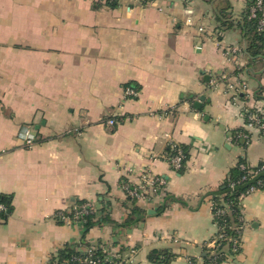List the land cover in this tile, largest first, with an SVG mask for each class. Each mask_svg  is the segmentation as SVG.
Listing matches in <instances>:
<instances>
[{
    "label": "crops",
    "instance_id": "obj_1",
    "mask_svg": "<svg viewBox=\"0 0 264 264\" xmlns=\"http://www.w3.org/2000/svg\"><path fill=\"white\" fill-rule=\"evenodd\" d=\"M250 1L0 0V194L13 199L0 264H50L66 244L117 251L125 264H161L154 250L170 252L169 264L202 262L217 235L215 193L240 158L264 161V136L245 127L242 104L264 111V57L248 53L242 30ZM223 76L249 84L240 103ZM27 125L31 148L19 137ZM242 128L247 143L232 138ZM170 143L186 149L182 171L165 157ZM142 172L166 183L123 228L133 204L120 186ZM81 201L112 223L85 234L53 219ZM242 212L241 251L221 264H264V191Z\"/></svg>",
    "mask_w": 264,
    "mask_h": 264
},
{
    "label": "trees",
    "instance_id": "obj_2",
    "mask_svg": "<svg viewBox=\"0 0 264 264\" xmlns=\"http://www.w3.org/2000/svg\"><path fill=\"white\" fill-rule=\"evenodd\" d=\"M220 18L222 21H224L221 23L224 24L226 30L233 28V24L231 22L225 21V14H221ZM256 29V22L254 20H250L247 13L245 17V24L243 25L242 30L246 33L245 37L248 41V53L253 57H264V36L262 34H259ZM245 133L246 131L243 128L237 131H233L232 138H234V140H238V143H240V141L245 140H243L239 136ZM247 142L248 140L246 141V143ZM180 148L182 149V151H185L187 158L188 155L186 149L182 146H180ZM169 151L170 153H174V151H171L170 147ZM186 161L184 162V165ZM231 183H234L233 188H231L230 186ZM250 188L264 191V161H262L259 165L252 167L248 164L247 159L242 157L239 159L236 167L229 172L224 184L215 193V198L213 199L214 223L218 227L219 233L224 237L220 242L217 243L215 249H211L208 247L204 249V256H202L203 264H221L225 261L227 255L235 254L232 251L233 241H231L230 239L237 238L242 243V240H240V236L236 231V228L240 226L241 219L243 218V199H241V196L242 194H245ZM83 202L85 201H81L76 204H81ZM136 203L137 202L135 200L132 201V213L128 216L124 223L120 225L121 227L130 228L135 223H137V221H139L141 217L146 215L145 210L139 208ZM223 203L225 204L223 205ZM0 204L6 207L5 210L0 211V222L5 223L13 212L12 196L0 194ZM225 205L228 206L226 214L217 215V210H224ZM60 221L61 220L59 219L58 222ZM104 223H112V220L105 215V217H101L96 221L94 214H92L86 217V220L83 223L82 227H84L85 234H87L89 230L97 224ZM76 247L77 246L75 244L64 245L61 249L58 250L55 256H53L50 264H79V260L80 258L84 257V253L77 250ZM213 252H216V255H213ZM105 257L106 252H102L101 250H98L95 254V259L99 260L101 264H104L103 262ZM172 258L173 255H171V253L166 250H154L149 255V260L153 263L169 264ZM115 262L116 261H114V264ZM191 262L194 263L196 262V260L192 259Z\"/></svg>",
    "mask_w": 264,
    "mask_h": 264
},
{
    "label": "built area",
    "instance_id": "obj_3",
    "mask_svg": "<svg viewBox=\"0 0 264 264\" xmlns=\"http://www.w3.org/2000/svg\"><path fill=\"white\" fill-rule=\"evenodd\" d=\"M139 2L143 4H152L156 0H138ZM248 18L250 20H254L256 22V31L259 34H262L264 36V0H251L250 5L248 8ZM200 32H203V28L199 29ZM238 53V49L231 48L228 51L225 52L226 56L229 57H235ZM223 82L225 85V92L227 95H229V98H231L232 102L240 103L242 100V96L245 95V93L250 92L249 84L241 79V77H226L223 76L219 83ZM216 84H218L216 82ZM138 91L134 88H127L125 89V96L126 97H137ZM245 101L242 102L244 104L243 109V115L245 117V127L247 129L256 131L260 133L262 136H264V111L258 107H251L247 104L246 98H244ZM116 124L115 119H108L107 125L114 126ZM19 137L23 144L27 148L33 147V145L36 142V134L32 130L31 126H23L19 132ZM242 139H245L246 141L250 139L249 135L247 133L242 134L239 136ZM169 147L171 148V151H174V153L168 152L166 154V158L168 162L171 164L172 168H174L176 171L181 170L184 166V162L186 161V154L185 151H182L179 145L175 143H170ZM131 172V171H130ZM165 180L154 177L151 173L148 172H142L140 174L139 183L133 185L129 183H122L121 190L124 191L126 197L131 200H135L136 202H142V201H152V197H156L159 195V193L162 191L163 186L165 185ZM231 188L234 187V183H231ZM257 190L255 188H250L245 194H242L241 199L245 200L246 198L250 197L253 193H255ZM225 203H223L224 205ZM6 207L4 205L0 204V211L5 210ZM228 210V206L225 205L224 210L218 209L216 214L217 215H225L226 211ZM95 212V204H93L91 201H85L81 204H74L72 205L67 211L65 212H59L55 214V219L64 225L67 226H82L83 223L86 220V217L89 215H92ZM216 226V225H215ZM217 227V226H216ZM247 228V223L244 220V216L241 219V224L239 227L236 228V231L238 232L240 236V240H242V236ZM223 235L219 233V229L217 227V235L215 238L210 241L209 245L206 247L215 249L217 246V243L220 242L223 239ZM233 241L232 245V251L237 254L241 251V241L239 239H230ZM85 244V243H83ZM77 250L84 253V257L80 258L79 264H101V262L97 259H95V254L99 250L98 248L94 246H87L80 244L76 247ZM120 255V254H119ZM213 255H216V252H213ZM117 257H114L113 253L106 252V257L104 259V264H125L121 262V259H119L118 255ZM189 264H203L201 261H196L192 263L191 261Z\"/></svg>",
    "mask_w": 264,
    "mask_h": 264
},
{
    "label": "rangeland",
    "instance_id": "obj_4",
    "mask_svg": "<svg viewBox=\"0 0 264 264\" xmlns=\"http://www.w3.org/2000/svg\"><path fill=\"white\" fill-rule=\"evenodd\" d=\"M138 1V0H137ZM139 2V1H138ZM141 3V2H140ZM142 4V3H141ZM129 200V199H128ZM130 201L132 202L133 200H131L130 199ZM93 204H95L93 201H91ZM55 216V215H54ZM55 217H53V219H54ZM55 221H57L58 222V220L57 219H54ZM114 254V257H117L116 255H118V257H119V259H121V262L122 263H124V261H125V259L124 258H121V254L119 255L118 254V252L116 251L115 253H113Z\"/></svg>",
    "mask_w": 264,
    "mask_h": 264
},
{
    "label": "water",
    "instance_id": "obj_5",
    "mask_svg": "<svg viewBox=\"0 0 264 264\" xmlns=\"http://www.w3.org/2000/svg\"><path fill=\"white\" fill-rule=\"evenodd\" d=\"M205 80H206V81H209V77H206ZM202 101H204L203 98L201 99V102H202ZM195 105H196L197 107H201V103H199V102L195 103ZM149 213H150V214H154L155 212H154V211H150Z\"/></svg>",
    "mask_w": 264,
    "mask_h": 264
}]
</instances>
